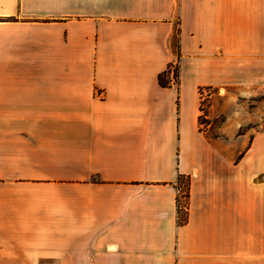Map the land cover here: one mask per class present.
Masks as SVG:
<instances>
[{
    "label": "crops",
    "instance_id": "crops-1",
    "mask_svg": "<svg viewBox=\"0 0 264 264\" xmlns=\"http://www.w3.org/2000/svg\"><path fill=\"white\" fill-rule=\"evenodd\" d=\"M260 84L264 0H0V264H264V130L200 122Z\"/></svg>",
    "mask_w": 264,
    "mask_h": 264
},
{
    "label": "rangeland",
    "instance_id": "rangeland-1",
    "mask_svg": "<svg viewBox=\"0 0 264 264\" xmlns=\"http://www.w3.org/2000/svg\"><path fill=\"white\" fill-rule=\"evenodd\" d=\"M204 98L202 107V128L207 130L209 137L220 136L222 129L226 126V137H222L224 145L228 144L234 151L235 159H239L242 134H246L247 139L258 131L264 130V85L248 88L245 85L233 86L228 89L205 88L202 91ZM208 115V116H205ZM224 120V122H223ZM214 121L213 126L208 130L207 122ZM223 145V146H224ZM226 147V146H225ZM181 181V188H184L186 180ZM183 190V189H181ZM44 264V263H43Z\"/></svg>",
    "mask_w": 264,
    "mask_h": 264
},
{
    "label": "trees",
    "instance_id": "trees-1",
    "mask_svg": "<svg viewBox=\"0 0 264 264\" xmlns=\"http://www.w3.org/2000/svg\"><path fill=\"white\" fill-rule=\"evenodd\" d=\"M169 72H170V68L168 70L164 71L163 73L159 74L158 79H159V83L162 86H169V80L167 78V74ZM175 75H176L177 81H178L179 67H178L177 73ZM202 103H203V100H202ZM201 110H202V114L200 116V122H201L202 116L204 114L202 105H201ZM205 116H208V115H205ZM223 122H224V120H223ZM207 123L209 124V127H212L214 121H209ZM213 137H217V136H213ZM184 179L186 180L184 188H181V186H177L178 191H179L178 192V198H177L178 199V223L179 224L185 223L187 221V217H188V198H189L190 179L188 177H180L179 176V181L181 180L182 184L184 183V181H183ZM181 189H183V190H181Z\"/></svg>",
    "mask_w": 264,
    "mask_h": 264
},
{
    "label": "built area",
    "instance_id": "built-area-1",
    "mask_svg": "<svg viewBox=\"0 0 264 264\" xmlns=\"http://www.w3.org/2000/svg\"><path fill=\"white\" fill-rule=\"evenodd\" d=\"M178 67H179L178 62L174 63V64L171 65V67H170V73H171V75L173 76V78H174L175 80H177V77H176L175 74L177 73ZM201 98H202V100L205 99V98H204V93H202V90H201Z\"/></svg>",
    "mask_w": 264,
    "mask_h": 264
}]
</instances>
